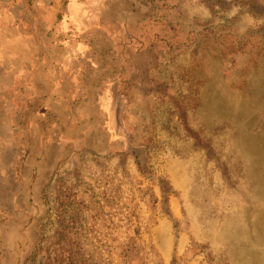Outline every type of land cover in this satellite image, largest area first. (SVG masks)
I'll use <instances>...</instances> for the list:
<instances>
[{"label": "rangeland", "instance_id": "obj_1", "mask_svg": "<svg viewBox=\"0 0 264 264\" xmlns=\"http://www.w3.org/2000/svg\"><path fill=\"white\" fill-rule=\"evenodd\" d=\"M36 251L264 264V0H0V264Z\"/></svg>", "mask_w": 264, "mask_h": 264}, {"label": "trees", "instance_id": "obj_2", "mask_svg": "<svg viewBox=\"0 0 264 264\" xmlns=\"http://www.w3.org/2000/svg\"><path fill=\"white\" fill-rule=\"evenodd\" d=\"M36 254H37V251L33 254V257H32V259H31L32 264H36V263H37V262H36V259H35ZM47 258L49 259V256H47ZM46 262H49V260L46 261ZM79 263H80V261H77L76 258H71V259L68 260V262H67V264H79ZM38 264H42V262H41V263H38ZM44 264H52V263H44Z\"/></svg>", "mask_w": 264, "mask_h": 264}]
</instances>
